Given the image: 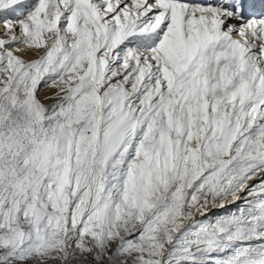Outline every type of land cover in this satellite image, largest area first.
Returning a JSON list of instances; mask_svg holds the SVG:
<instances>
[{"label": "snow or ice", "instance_id": "obj_1", "mask_svg": "<svg viewBox=\"0 0 264 264\" xmlns=\"http://www.w3.org/2000/svg\"><path fill=\"white\" fill-rule=\"evenodd\" d=\"M259 5L0 0V264H264Z\"/></svg>", "mask_w": 264, "mask_h": 264}, {"label": "rangeland", "instance_id": "obj_2", "mask_svg": "<svg viewBox=\"0 0 264 264\" xmlns=\"http://www.w3.org/2000/svg\"><path fill=\"white\" fill-rule=\"evenodd\" d=\"M26 58H34V57H26ZM45 91H46L47 94H52V92H54V90H48V89H46ZM42 95H43V93H42ZM45 102L46 103H54L55 101L54 100H48V101H45ZM233 207H235V205H233ZM215 214H219V213L217 212Z\"/></svg>", "mask_w": 264, "mask_h": 264}]
</instances>
